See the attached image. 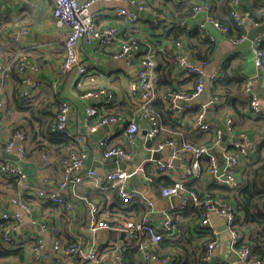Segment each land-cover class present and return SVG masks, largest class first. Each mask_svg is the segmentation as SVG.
Here are the masks:
<instances>
[{
  "label": "crops",
  "instance_id": "0c3cea01",
  "mask_svg": "<svg viewBox=\"0 0 264 264\" xmlns=\"http://www.w3.org/2000/svg\"><path fill=\"white\" fill-rule=\"evenodd\" d=\"M142 1L148 7L152 6L160 11L164 18L161 26L152 25L149 9L139 13V18L135 22H127L122 16L117 15V10L119 7L133 10L134 6L123 2L99 1L92 5L91 11L96 13L98 25L102 27L114 25L123 35H135L141 40L142 51L146 50L147 45L154 49L159 94L168 92L167 87L159 85L161 74L168 70V65L171 67L168 79L171 80L172 86L178 90H190L193 87V82L179 75L178 66L173 65L175 63L173 59L179 53L186 55L190 61L197 60L193 55L195 53L207 57L209 62L204 66V72L207 76L213 72L221 73L224 67L229 75L228 80L234 75L240 78V84L235 81V83L228 85L229 97L226 96V99L230 101L228 107L210 110L212 116L223 124L226 113L233 116L235 129L231 134H226L227 139L222 140V145L233 141V139L244 142L263 141L264 118L253 117L250 114L248 110L250 98L242 90L243 84L249 81L252 84V91L264 107V65L261 71H257L254 66L251 47L246 49L244 45L232 43L206 20L207 14L203 10L193 16L178 18L179 13L176 12L171 0ZM181 1L187 2L189 0ZM241 4L244 9L250 10L257 17L264 14L260 1L241 0ZM177 24L186 30H195L201 25H204V29L202 31L197 29L199 34L196 37L187 38V36L182 35L178 40H172L167 37V33ZM20 27L27 29V32L19 41H16L12 33ZM248 30L249 27L246 33ZM204 34L210 35L214 40L210 41L207 37L202 38ZM262 36L264 39V34ZM257 38L258 36L255 37V39ZM64 40V34L54 25L49 0H0V61L11 66L8 78L0 84V97L4 101L0 116L1 138L6 140L17 127H22L28 134L24 159H18L14 153L10 154V158L6 157L1 149L0 158L20 165L29 181L37 187H52L60 176L57 165L54 162L45 161L41 157L44 152L48 153L49 150L47 149H50V146L53 148L60 146H52V143H49L44 137L57 101L69 103L67 124L74 132L80 133L84 138L88 151L85 166H91L100 172L116 168L128 171L136 169L150 157H153L144 144V130L147 123L140 114L138 103L129 95L131 83L137 82L136 68L126 64L122 58L112 57L108 50H114L116 44H112L108 50L104 51L98 49L96 41L91 40L90 42L80 41L79 45V61L87 67V75L80 78L74 70L63 74L60 71V64L64 56ZM177 41H181L178 42L180 44H177ZM208 45L212 46L209 51L207 50ZM17 59H23L28 63L26 74L30 76L32 81L38 82V92L28 105H24L18 97L19 88L24 83L18 70V61L15 63ZM30 66L36 67V70ZM204 85L205 90L195 99L194 108H200L208 99V78H205ZM93 87H104L113 92L114 98L110 103L107 105L100 103L103 112L123 114L138 120L141 131L132 146L127 143L123 130L117 125H105L94 133L88 132L84 109L90 102L84 99L82 94L85 90ZM191 118L189 113L184 114L176 123L175 128L182 129L189 140L209 145L213 154L217 156L219 164H222L223 151L221 146L213 144L212 132L199 133L188 128L187 124ZM213 125L217 126L214 123ZM105 133L110 134L111 144L123 147L128 151L129 158L121 160L125 163L123 167L118 166L114 160L106 159L103 151L98 148L97 141ZM64 150L65 148L61 147L57 151L62 152ZM161 153L160 158L154 159L161 161L169 159L167 150ZM171 164L172 167L167 173L155 174L156 178H152L151 182H147L146 175L142 173H139L134 181L129 179V186L137 188L143 198L151 201L150 211L139 202L124 205L114 190L101 189L90 182L80 185L75 193H71L70 190L67 192L69 200L75 206L74 213L66 215L61 207L40 199L34 192L21 193L19 185L13 181V178L0 174V211L17 212L21 218L20 223L11 232L16 239H20L24 243L22 247L26 251L25 257L17 264H91L82 256L94 249L100 256H103L107 264H121L117 258L121 251L131 253L132 248L136 250L137 244H145L148 238L144 237L139 242L138 240L130 242L123 230L101 228L95 231L91 230V213L86 200L82 197H86L99 205V212L96 214L98 220L122 224L126 221H141L145 218L158 225L163 211L172 207L176 202L173 197H163L160 194L163 183L167 181L171 183L178 177L183 167V160H173ZM147 165L151 168V165ZM247 166L248 163L245 160L244 167L247 168ZM204 178L202 175L200 179L192 183L204 188L209 184L204 181ZM17 197H21L27 203L30 207L29 210H24L19 204L12 202V199ZM220 218L217 214L210 213L209 222L212 228L208 225L205 232L200 233V236H203L200 238L198 237L199 234L192 228L196 222L194 214L186 213L181 219H178L176 232L165 238L178 239L181 237L183 238L181 241H184L187 238L186 234H190V230L193 235L197 236L195 242L212 235L216 237L218 244L210 264H240L239 261L230 260L232 255L228 251L230 237L226 228L220 229L218 227L221 225ZM181 224L183 225L181 226ZM43 225L46 226L44 230H42ZM50 226L58 227V239L63 248L76 242L78 250L69 256L57 251L52 253L51 262H37L32 259L30 249L37 239H42L45 250L52 252ZM192 256H194V251L191 249L185 257L192 258ZM171 263L172 261L169 260L167 264ZM152 264L163 263L154 262Z\"/></svg>",
  "mask_w": 264,
  "mask_h": 264
},
{
  "label": "built area",
  "instance_id": "2783aa9c",
  "mask_svg": "<svg viewBox=\"0 0 264 264\" xmlns=\"http://www.w3.org/2000/svg\"><path fill=\"white\" fill-rule=\"evenodd\" d=\"M51 3V14L54 25L62 31L65 36L64 40V56L60 64V71L63 74L76 71L77 75L82 78L87 75V67L80 63V41L90 42L96 41V45L100 50H108L112 44H116L114 50H108L113 58H122L126 64L136 68L137 82L131 83L129 95L138 103L140 114L144 117L147 127L145 129L144 144L153 155L155 152L168 151L169 159L166 161L155 160L150 157L143 164L139 165L132 172L125 169L116 168L106 172L96 171L91 166H85L88 156L84 138L80 133L74 132L67 124L69 103L59 101L53 110L50 131L60 135L72 143L66 153L55 155L51 152H44L41 157L45 161L54 162L59 168V179L52 187H37L29 181L25 171L20 165L11 163L5 158H0V172L8 177H14L19 185L21 193L29 194L34 192L37 197L48 201L54 205L61 207L66 215L74 213V204L69 200L67 192L75 193V190L84 183H93L101 189H112L115 191L119 200L124 204L142 203L147 209H151V201L141 196L137 188L129 186V179L132 174H145V165H151L152 171L157 175L165 174L172 167V160H183V167L178 177L172 185L162 187L160 194L163 197H173L175 204L163 211L161 221L155 225L147 219L137 221H126L122 224L111 223L104 220L96 219L99 212V205L82 197L86 200L89 211L91 213L92 224L90 229L123 230L130 240H143L148 238L147 242L138 244V249L142 253V257L147 264L161 262L167 264L170 256L161 257L154 252V247L164 237L172 235L176 232L174 217L184 212L190 206L202 207L200 217L196 226L199 231L205 232L209 225V214L215 213L221 217L225 223V228L229 234L230 242L228 245L229 254H235L240 264H264V259L254 255L248 247L246 236L239 229L237 221V212L232 203L222 201L220 199L203 198L200 199L194 193H191L186 187L187 184L200 179L201 165L206 163L207 170L204 174V181L214 183L218 186H225L231 189L239 188L243 183V170L246 169L245 160L249 164L253 161L252 156L256 151L260 140L256 141H229L222 145V131L207 117V108L224 109L228 107V99L219 97L213 92V82L221 75L213 72L207 76L204 72L205 61H190L184 54H176L179 75L182 77L189 74L197 75V84L191 92L170 91L163 95L161 99L165 104V108L171 112L173 119L178 122L179 119L195 106V99L205 90L204 81L208 78V99L207 102L200 106L187 126L191 129L201 132H212L213 144L221 146L223 154V162L219 164L217 156L213 154L212 148L207 144H195L185 137L166 134L163 119L159 114L153 112L149 107L152 102L158 98L156 93V60L154 57V49L147 45L145 51L141 50V40L135 35L121 34L114 25L100 26L96 22V13L91 11L94 3L99 1L105 2H123L134 6V9L119 7L117 15L122 16L127 22L133 23L139 18L137 11L148 10L151 18H161L162 14L147 7L141 0H49ZM264 9V0H261ZM135 10V11H134ZM205 11L206 20L222 32L232 43L237 44L243 41L246 33L241 38L229 36L228 27L218 22V20L209 12L205 6H197L192 16L199 11ZM229 15L233 18L235 24L247 30L250 26H255L261 22H257L249 10L244 9L240 0H232L229 4ZM199 28L204 29V25ZM27 29L20 27L16 29L12 36L19 41ZM210 41L213 37L207 35ZM264 41L263 36H258L251 42V50L253 52L254 66L257 71H261L264 65V51L260 44ZM177 44H180L177 42ZM18 70L23 78V85L19 88L18 95L28 105L35 94L38 92V82L32 81L30 76L26 74L28 63L23 59L17 62ZM36 70V67L30 66ZM11 66L8 63L0 61V84H2L9 76ZM244 93L250 97L249 112L253 117L264 118V107L261 101L252 91V84L246 81L243 84ZM82 97L90 103L84 109L85 120L88 124V132L94 133L100 127L105 125H117L124 133L125 139L129 145H133L136 141L141 127L138 120L123 114L105 113L100 103L107 105L113 100V92L104 87H93L83 92ZM4 107V101L0 97V116ZM224 126L226 134H231L235 129L233 116L229 113L224 115ZM170 132V131H169ZM28 134L22 127H17L11 135L2 140L0 131V149L6 153H14L18 159L22 160L26 154V141ZM97 146L104 153L106 159L109 160H125L129 158L128 151L119 146L110 143V134L105 133L98 141ZM147 182L153 179L149 175L145 176ZM264 184V176L262 178ZM12 202L19 204L22 209L29 210L27 203L20 197L13 198ZM20 214L8 213L0 211V220L10 222L3 228L0 233L1 242L8 245L9 249L20 248L24 243L20 239H16L11 232L14 231L16 225L20 223ZM46 226H42L44 230ZM52 236V252H47L44 248L42 239L35 241L32 248V259L37 262L49 263L53 259V254L62 252L64 255H73L78 250L76 242L71 243L68 247L63 248L58 239L59 229L57 226H50ZM147 235V236H146ZM200 235V234H199ZM217 239L214 237L207 243L205 252L202 255L204 263L210 264L213 252L217 247ZM84 260L90 261L91 264H107L103 256L98 252L91 250L83 256ZM121 262L120 256L117 257Z\"/></svg>",
  "mask_w": 264,
  "mask_h": 264
},
{
  "label": "trees",
  "instance_id": "16d2710c",
  "mask_svg": "<svg viewBox=\"0 0 264 264\" xmlns=\"http://www.w3.org/2000/svg\"><path fill=\"white\" fill-rule=\"evenodd\" d=\"M171 1L173 3L176 12L179 13L178 18L189 17L193 14L197 6L199 5L205 6L209 9V12L218 20L219 23L226 25L228 27L227 34L229 36L235 38H241L242 35L246 33V30L244 28L239 27L235 24L233 18L228 13L229 4L232 0H189L187 2L186 1L183 2L181 0H171ZM256 1H260L261 3V0H256ZM143 3L145 4V2ZM146 6L148 7V5ZM149 8L155 10L157 14L160 13V11H158V9H156L155 7L149 6ZM250 13L253 15V17L256 19L257 22L263 21L264 14H262V16L260 17H257L251 11ZM158 16L160 15L158 14ZM163 20L164 18L162 15L161 18L160 17H158L157 19L151 18V23L154 26L156 25L161 26V24H163ZM173 23L175 24V22ZM197 29L202 31L201 28H197ZM197 29L186 30L181 28V26L177 24L174 27H172L169 30V32L167 31L168 32L167 37H169L172 40H178L182 35L187 36V38H191L192 36L196 37L199 34V31ZM194 31L196 33H193ZM206 37L208 38V36L204 34L202 38H206ZM177 42H181V41H177ZM189 46H191L190 43ZM260 47L264 51V42L260 44ZM211 49L212 46L208 45L207 50L209 51ZM193 55L195 59H197L196 61H205L207 63L209 62L207 57L200 56L197 53ZM19 60L20 59H17L15 63ZM173 62H175L173 63V65L178 66L177 60L175 58L173 59ZM168 67H169L168 70L163 71V73L161 74L159 85L161 84L167 87L168 92L181 90L180 92L187 93L194 90L197 84V75L189 74L188 76L183 77L186 80H191L193 82V87L190 90H182V89L178 90L176 87L171 85V80L168 79L171 71L170 65H168ZM156 69H157V63H156L155 72ZM224 69L225 68L223 67L221 73L218 72L221 76L213 82L212 90L213 92H216V94L219 97H226V96L229 97L228 85L235 83V81L237 84H240L241 82V79L235 77V75L231 76V79L228 80L229 75L226 73ZM155 86H156V93L158 95V98L152 102L149 108L153 112L159 114L160 117L163 119L164 127L170 131V132L169 131L166 132L167 135L173 133L174 135H179L187 138L182 129L175 128L177 122L173 119V115L171 114V112L165 108V104L161 99V97L166 93L159 94L160 91L157 88L158 86L157 79H155ZM19 99L22 100L20 97ZM22 103L25 105L24 101ZM57 103L58 101L56 102V104ZM199 109L200 108H192L190 111H188V113L190 114V116H193L197 111H199ZM248 110H249V105H248ZM50 125H51V120L48 123L47 131L44 137L47 138L49 143L50 142L52 143L51 144L52 146L54 145H60V146L57 148H53L50 146V149L47 150H49L48 152H51L55 155H62L66 153V151L69 148H71L72 143L67 139L62 138L60 135L51 132ZM198 132L200 133L201 131ZM190 141L195 144H200V145L202 144V143L194 142L192 140ZM61 147L65 148V150L62 152L57 151ZM252 156L254 157L253 161L250 162L247 168L243 170V183L239 188L231 189L225 186H218L214 183H209L206 187L202 188L201 186H198L192 182L188 183L186 188L191 193L197 195V197H199L200 199L212 198V199H220L222 201H227L232 203L237 212V221H238L239 229L242 231V234L247 237L248 247L250 248L251 252L254 255H257L262 259H264V184L262 181V178L264 176V140L258 144V147ZM150 169L152 168L148 167V165H145L144 167L145 175H149L153 179L156 178V176H154L156 172L150 171ZM206 170H207V165L204 162L201 165V176L206 173ZM0 174L4 176L1 172ZM11 178H13V181L17 184L15 178L14 177ZM173 182L170 183V181H167L163 183L162 187L172 185ZM201 208L202 207L190 206L184 212L175 216L174 219H175L176 227L178 228L177 226L179 221L178 219H181V217H183L186 213H190V212L194 214L196 218L195 223H197L200 217ZM195 223L192 226L193 230L198 234L203 233V231H199V228L196 226ZM9 224L10 222L0 220V233L1 230L7 227ZM182 225L183 224H181V226ZM181 226L179 225V228ZM189 232L190 234H186L188 239L185 238L184 241H181V239H183L181 237H178V239L176 238L170 239L164 237L161 241L158 242L157 246L153 248L154 252L161 257L170 256V260L172 261L171 264H207L204 263V261L202 260V255L206 250L207 243L211 241L214 237L212 235L206 236L205 239H202L199 242H195L197 236L193 235L191 230ZM198 237L201 238L203 236L199 235ZM128 240L130 242L135 241L130 239ZM148 242L149 241H147V245ZM33 247L34 245L32 246V248ZM32 248L30 249V253L32 251ZM191 249L192 251H194V256H192V258L185 257V255H187V253H189ZM25 252L26 251L24 250L23 247L16 249H9L7 244L1 242V237H0V264H17L18 262L22 261L23 257H25ZM141 255L142 253L138 249V244L136 250L132 248L131 253H128L127 251H121L120 253L121 264H147L146 260L142 258Z\"/></svg>",
  "mask_w": 264,
  "mask_h": 264
},
{
  "label": "water",
  "instance_id": "95a60500",
  "mask_svg": "<svg viewBox=\"0 0 264 264\" xmlns=\"http://www.w3.org/2000/svg\"><path fill=\"white\" fill-rule=\"evenodd\" d=\"M135 11V10H134ZM138 13H141V12H143V10L142 11H137ZM264 34V21H262L260 24H258V25H255V26H250L249 27V30L247 31V33H246V37H245V39L243 40V41H241L240 43H238V44H241V45H244V48H246V49H248V48H250V46H251V42L255 39V37H257V36H261V35H263ZM201 94V93H200ZM207 102V101H206ZM205 102V103H206ZM207 117L209 118V120L212 122V123H214V124H216L217 125V127L219 128V129H221V131H222V140L223 141H225L227 138H226V129H225V126H224V124L223 123H221L218 119H216L215 117H213L212 116V114H211V112H210V108L208 107L207 108ZM145 131V130H144ZM234 141H238V139H233ZM6 157H11V155L10 154H4ZM162 156V153L161 152H155L154 154H153V157L155 158V159H158V158H160ZM173 161V160H172ZM115 163L118 165V166H120V167H123L124 165H125V163L124 162H122L121 160H117V161H115ZM129 172H132V169L131 170H128ZM137 178V174H132L131 176H130V181H134V179H136ZM230 260L231 261H233V262H235V261H238V257H237V255H235V254H232L231 256H230Z\"/></svg>",
  "mask_w": 264,
  "mask_h": 264
},
{
  "label": "rangeland",
  "instance_id": "374dc122",
  "mask_svg": "<svg viewBox=\"0 0 264 264\" xmlns=\"http://www.w3.org/2000/svg\"><path fill=\"white\" fill-rule=\"evenodd\" d=\"M220 220H221V225L220 226H218L220 229H225V224H224V222L222 221V219L220 218ZM216 225H218L217 223H215ZM226 231V230H225Z\"/></svg>",
  "mask_w": 264,
  "mask_h": 264
}]
</instances>
